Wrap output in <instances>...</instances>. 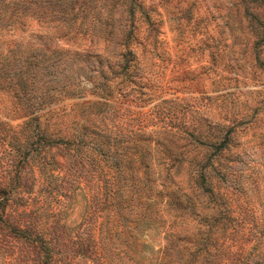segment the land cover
<instances>
[{
	"label": "rangeland",
	"instance_id": "obj_1",
	"mask_svg": "<svg viewBox=\"0 0 264 264\" xmlns=\"http://www.w3.org/2000/svg\"><path fill=\"white\" fill-rule=\"evenodd\" d=\"M110 1L85 10L69 26L72 37L65 41L59 31L47 41L50 48L43 44L50 35L46 25L32 21L24 29H0V64L10 52L42 48L50 55L46 61L55 62L48 86L57 94L28 120L25 106L41 89L19 97L0 83V264H132L121 251L125 236L147 242L148 250L167 242L160 228L141 233L122 225L126 233L118 231L106 242L97 212L82 214L85 200L95 194L88 175L95 186L102 180L91 169L87 173L91 164L83 153L93 154L104 169L130 166L128 157L104 163L96 153L106 135L111 145L113 138L121 141L119 150L150 148V192L154 184L162 186L158 172L168 169L165 197L173 188L191 197L194 206L173 227L180 232L178 247L187 256L201 233L212 243L192 264H264V0H134L131 23ZM128 29L126 61L121 43ZM43 127L42 149L33 143L28 151L26 142ZM74 133L85 143L80 152L49 143ZM225 137L221 148L212 145ZM166 144L178 152L176 159L157 156ZM211 152L209 189L200 196L187 170L194 155ZM110 154L104 158L113 159ZM118 183L125 191L127 184ZM162 213L168 218L167 210ZM38 217L47 221L45 230L60 231L52 262L33 239L31 219ZM85 230L100 238L103 250L91 243L83 252L73 241L75 232Z\"/></svg>",
	"mask_w": 264,
	"mask_h": 264
},
{
	"label": "trees",
	"instance_id": "obj_2",
	"mask_svg": "<svg viewBox=\"0 0 264 264\" xmlns=\"http://www.w3.org/2000/svg\"><path fill=\"white\" fill-rule=\"evenodd\" d=\"M98 1L106 2V0H0V29L11 24H16L18 28L24 29L32 21L41 27L46 25L44 31L50 33V35L44 40L43 44L50 48L51 45L47 41H52L55 39L54 36H59V31L64 39L67 38L65 41H68L72 37V35H69L71 29L69 26L74 23L73 20L79 16L81 17V21L85 10L90 11L95 9ZM110 4L111 6L120 5L122 7L121 12L126 13V18L131 23L134 0H111ZM81 26L82 23L80 22L79 27ZM129 33L130 29L125 31L124 39L121 43L125 47L122 56L126 61L127 54L130 53L129 49H127ZM10 53L11 55L5 57L0 64V83L3 82V86L7 85L13 88L14 93L19 97L26 95L34 88L41 89L39 93L31 95L35 96L38 94V98L28 102L25 106L26 112L29 113L27 119H33L38 114H31V111L41 107L43 102L51 100L57 95H52L48 86L53 80V76L49 75L54 72L53 67L50 68V66L55 62L46 61L50 55L42 48L37 52L20 54L17 51H13ZM36 65L40 68L39 72L35 71ZM126 66L127 63L123 64L121 68L124 69ZM31 104L33 105L32 109L29 108ZM41 129L36 133V138L26 142L25 147L28 151L33 143H36L37 148L42 149L44 141H46L44 139L45 127ZM32 134L35 135V133ZM226 138L212 145L219 149L225 144ZM99 141L100 143L96 144L99 147L96 153H100V158L104 160V163H106L105 160L108 162H120V160H124L123 157H128V161L126 160L125 163L130 165L129 167H119L117 164L112 170H108V168L104 169L103 165H100L99 160L93 154L83 153L87 162L91 164L90 168L87 169V173L91 169L92 173L96 174V179L102 180L98 186H95L92 175H88L87 179L95 194L92 192L90 197L85 200L82 214L87 216L91 212H97V216L100 217L99 224L104 225L105 241L111 242V236L114 233H118V231L121 233H126L125 230L134 232L137 228L141 233L145 232V230L156 233L160 228L164 231V237L167 239V242L157 248L152 246L150 250H148L149 244L147 242L137 241V237L128 241V237L130 236L126 234L127 237H124L126 240L123 242L124 247L121 248V251H123V254L129 255L132 264H192L198 253L203 251L206 254L209 246L212 244L207 233H201V238L194 239L193 243L190 244L193 246V249L189 250L187 256H184L182 248L178 247L180 232L178 229H173V227L178 223L182 215L185 214L184 210L187 207L194 206V202L191 197H187L186 199L181 197L178 189L174 188L169 192V198L165 197L166 191L163 188L167 184L166 180L169 178L168 169L158 172V182L162 186L157 187L154 184V191L150 192L152 185L148 182L150 178L149 165L152 157L150 148L138 147L137 144H134L133 149L122 147V150H119L121 148L119 146L121 141L116 138L114 140L113 138V144L111 145L109 143V135L102 136ZM49 143L55 145L62 144L65 147L74 145L77 152L82 151V146L85 144L83 138L76 133L70 137L57 136L50 139ZM135 143L137 142L135 141ZM125 149H128L129 152L127 153ZM162 149V153L157 154L158 157L166 155L172 159H176L178 153L176 150H173L167 144ZM92 150H95V148L92 147ZM117 151L118 154L116 153ZM107 153H111L110 155L115 154L114 158H104V155ZM212 155L213 152L198 157L194 155L193 160L190 162L192 166L187 170L188 178H191L196 183L199 190L196 193L197 195H204L209 189L207 186V166L209 164L212 166ZM110 164L113 165V163ZM140 167L142 168V172L137 170ZM109 173H111V177L116 178L114 182L109 181ZM155 179L156 177L153 180ZM119 180H123L127 184L125 191L123 189L125 186H122V188L119 186ZM98 189H101L102 195L97 194ZM157 196H160V198ZM162 201H164V205H162ZM198 201L204 200L199 199ZM163 210H167L168 218L162 213ZM167 220L169 221L168 223H166ZM129 221L133 222V224L130 225ZM31 222L36 227L33 239L39 242V245L45 251V255L52 262L53 241L60 239V231L55 232L56 230L53 229L49 231L45 230L47 221L41 217L35 220L31 219ZM38 225L41 226L38 227ZM120 225L124 227V231L118 227ZM21 231H27V229L23 228ZM84 232L86 233L85 235L79 231L73 235L75 236V240L73 241L77 245H80L83 252L90 248L91 243L103 250L104 245L101 244L99 237L95 238L93 231L85 230ZM65 234L68 235L69 233L65 232ZM181 246L183 248L190 247L188 244ZM104 253L106 252L104 251ZM59 255H61V258L67 257L66 254Z\"/></svg>",
	"mask_w": 264,
	"mask_h": 264
}]
</instances>
